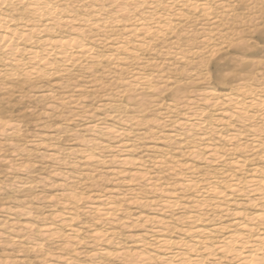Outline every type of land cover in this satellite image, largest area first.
<instances>
[{
    "label": "rangeland",
    "instance_id": "1",
    "mask_svg": "<svg viewBox=\"0 0 264 264\" xmlns=\"http://www.w3.org/2000/svg\"><path fill=\"white\" fill-rule=\"evenodd\" d=\"M211 6L208 19L183 10L176 29L126 63L85 60L66 72L55 66V75L16 68L10 76L0 51V264H161L173 252L200 256L202 264H238L201 248L239 231L236 212L243 221L264 210V198L243 183L254 169L264 177L263 111L250 109L243 122L224 118L231 107L222 105L240 89H264V0ZM119 28L105 36L118 39ZM97 50L110 51L107 44ZM133 71L151 79L137 84ZM187 116L203 124L178 125ZM210 147L218 159L207 157ZM190 181L197 186L187 188ZM234 182L239 193L231 192ZM104 203L115 205L108 217L94 208ZM68 215L69 222L59 220ZM194 227L204 232H186ZM261 231L254 223L251 242ZM160 238L170 241L166 249ZM195 238L206 243L191 252Z\"/></svg>",
    "mask_w": 264,
    "mask_h": 264
},
{
    "label": "bare ground",
    "instance_id": "2",
    "mask_svg": "<svg viewBox=\"0 0 264 264\" xmlns=\"http://www.w3.org/2000/svg\"><path fill=\"white\" fill-rule=\"evenodd\" d=\"M214 2L215 0H0V51L3 53V56L5 55L6 60L4 63L6 67L3 65V68L5 71H8L7 73L10 76L16 68L25 69V75L31 76L41 74L43 71H45L46 75H55L58 72L56 71L57 69L55 70V66L57 67L60 64H63V67L65 66L66 72V70H70L85 60L92 63H101L107 60L126 63L127 60L139 57V51L143 52L146 48H149L152 41L162 40L176 29L180 24L177 22L179 21L178 19H182L184 15L183 10L190 11L192 14L197 13L208 19L212 14L211 5ZM79 9L87 12L85 16H78L77 12ZM16 13L19 15L17 16ZM76 25H79L80 28L76 27ZM118 26H121L119 29L122 32V35H118V39L105 36L107 31L116 30ZM68 28H71L72 31L74 30L78 34H62V31ZM83 29H86L88 33L85 34ZM69 32L70 30L67 33ZM83 35H88L89 39ZM20 43L25 45L20 46ZM32 43L40 46L33 47L31 46ZM106 44L110 51L107 54L99 55L97 45L105 46ZM22 54H25L26 57L21 58ZM62 69L60 70L62 71ZM151 75H143L135 71L133 79H136V81H133L137 82V84H142L149 81ZM246 89H240L241 91L236 94L226 95L222 105L230 106L231 111L224 112V118L242 119L243 122L249 121L251 118L249 110L252 108L263 111L261 115L264 117V89H258L256 93H254L255 90L250 92L249 88V91ZM206 94L210 95L208 92ZM204 96L206 95L204 94ZM206 97H208V99H205L206 101H211L209 99L211 97ZM189 116L199 117L200 114H191ZM190 121L188 117L184 121L178 122V125L188 123L196 127L203 124L202 119ZM103 129H105V132L107 131V134L115 137L121 133L113 127ZM240 135L231 133L229 138L235 139L240 137ZM193 153L197 157L196 152ZM207 155L210 160L211 158L214 160L219 158L215 147H210ZM120 162L124 164L126 163V159L121 158ZM241 164L242 161L234 162V166L237 169L241 167ZM253 172L243 183L250 193L256 194L259 199H263L264 177L259 176L257 169H254ZM239 185V182L230 184L231 192L239 193L241 191V186ZM185 186L187 188H195L197 185L190 181ZM208 190L213 195H217L218 198L224 199L225 197L221 195V192L217 188L209 187ZM101 205V207L98 205L94 206L97 213L102 216H109L113 213L114 204L104 203ZM168 205L169 207L174 206L171 202ZM235 215L237 219L233 220V224L237 225L239 231L227 235L219 244L202 247V252L206 253L208 251V256H212V253L216 251L222 252L224 255L238 258V264H261V261L264 260V232H259L254 237L253 242L248 238V234L253 229L254 223L259 222L264 225V210L260 212L256 211L246 216L247 219L243 218V221H241L242 219L238 220L243 217L241 212H236ZM70 217L69 215L63 216L59 220L61 222H69L68 220H71ZM191 220L197 222L199 219L193 218ZM43 231L48 232L47 230ZM153 232L159 234L161 233V229L154 228ZM186 232L202 234L204 231L200 227H194ZM94 237L102 241L105 235L96 232L94 233ZM155 242L161 248L167 247L170 243L168 239L164 238H160ZM199 243V239L195 238L193 243L187 247L191 252H195L197 246L202 244V241ZM212 249L216 251L212 252ZM184 254L182 252H173L168 254V256H163L161 258L163 261L161 262L166 264L167 261H171L174 262L172 264H185V262L190 261L191 264H202L200 256H195L190 260V257ZM137 256L143 257L142 262L143 260L147 261L151 259V255L138 253ZM234 260L236 261V259ZM168 262L167 264H169Z\"/></svg>",
    "mask_w": 264,
    "mask_h": 264
},
{
    "label": "snow or ice",
    "instance_id": "3",
    "mask_svg": "<svg viewBox=\"0 0 264 264\" xmlns=\"http://www.w3.org/2000/svg\"><path fill=\"white\" fill-rule=\"evenodd\" d=\"M261 264H264V260L261 261Z\"/></svg>",
    "mask_w": 264,
    "mask_h": 264
}]
</instances>
